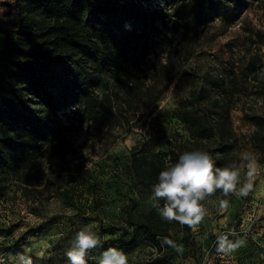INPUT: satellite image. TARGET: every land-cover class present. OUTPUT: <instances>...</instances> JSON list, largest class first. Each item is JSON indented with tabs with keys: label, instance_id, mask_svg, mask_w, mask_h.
Masks as SVG:
<instances>
[{
	"label": "rangeland",
	"instance_id": "obj_1",
	"mask_svg": "<svg viewBox=\"0 0 264 264\" xmlns=\"http://www.w3.org/2000/svg\"><path fill=\"white\" fill-rule=\"evenodd\" d=\"M23 1L0 0V27L14 36L23 13L13 9ZM143 4L154 10L164 1ZM220 13L181 45L182 30L171 34L163 29L155 36L151 51L134 69L139 94L126 95L106 81L96 87L105 102L102 115L78 125L69 110L61 112L70 124L66 146L38 153L9 178L0 199V264H24L29 258L32 264H67L65 252L74 233L89 222L97 225L102 243L91 250L89 264L124 231L136 234V243L124 250L129 264H264V153L259 154L264 138L253 141L255 117H264V70L251 66L254 60L264 62V0H245L242 6L231 5L229 15ZM0 36H5L1 30ZM176 45L187 58L169 79L157 67L162 69ZM203 87L235 93L229 102L235 139L229 148L215 150L218 137L207 132L199 149L215 150L211 154L221 167L240 162L245 151L254 153L253 188L245 197L219 189L210 194L202 202L206 215L199 223L168 222L153 206L152 187L130 169L131 150L144 140L159 153H168L172 145L196 149L181 109L185 103L202 113L208 107ZM247 171L241 169L242 181ZM60 190H67L68 198ZM222 200L227 207H221ZM164 230L182 252L162 243V235H156L157 242L148 237V232ZM221 238H226L225 249L219 246ZM229 243L235 247L228 250Z\"/></svg>",
	"mask_w": 264,
	"mask_h": 264
},
{
	"label": "trees",
	"instance_id": "obj_2",
	"mask_svg": "<svg viewBox=\"0 0 264 264\" xmlns=\"http://www.w3.org/2000/svg\"><path fill=\"white\" fill-rule=\"evenodd\" d=\"M143 1L24 0L18 5L23 17L15 36L0 27L5 33L0 36V199L9 178L38 153L66 146L70 124L61 112L69 110L78 125L102 115L105 102L96 87L106 81L119 85L126 95L139 94L141 86L134 69L163 29L171 34L182 30L181 45L193 39L215 12L227 16L231 5L245 2L163 0L164 6L153 10ZM178 45L172 46L162 69L157 67L169 79L180 73L187 58ZM251 66L255 71L264 70L263 61L254 60ZM201 95L208 106L202 113L182 104V117L194 138L191 144L196 149L205 145L208 132L218 137L215 150L229 148L232 144L228 142L235 139L229 104L235 93L203 87ZM255 119L254 142L264 138V117ZM149 142L133 147L129 164L147 187L157 182L167 161L175 162L186 151L185 145H172L168 153H159ZM260 148L259 154H263L264 147ZM58 193L69 196L67 190ZM157 234L170 237L168 230L148 232V237L156 241ZM135 243L136 234L127 231L110 241L123 250Z\"/></svg>",
	"mask_w": 264,
	"mask_h": 264
},
{
	"label": "clouds",
	"instance_id": "obj_3",
	"mask_svg": "<svg viewBox=\"0 0 264 264\" xmlns=\"http://www.w3.org/2000/svg\"><path fill=\"white\" fill-rule=\"evenodd\" d=\"M244 167L248 168L247 179L242 181L241 169ZM256 170L257 157L252 152L245 151L241 154L240 162L221 167L208 151L186 150L159 172L157 182L151 186L153 206L165 221L188 225L199 223L206 215L202 202L207 196L218 189L225 194L247 196L253 188L252 177ZM220 204L227 207L228 201L222 200ZM225 240H220L221 249H225ZM162 243L175 247L178 252L183 251L182 245L175 244L168 237H164ZM98 246L102 247V243L97 225L93 222L82 225L74 233L65 252L67 264H89L91 250ZM233 247L235 245L228 244V250ZM24 264H32L31 258ZM95 264H129V260L122 248L111 245L100 253Z\"/></svg>",
	"mask_w": 264,
	"mask_h": 264
},
{
	"label": "built area",
	"instance_id": "obj_4",
	"mask_svg": "<svg viewBox=\"0 0 264 264\" xmlns=\"http://www.w3.org/2000/svg\"><path fill=\"white\" fill-rule=\"evenodd\" d=\"M13 10H14V11L18 10V11H19L20 9H19V7L17 6V7L14 8Z\"/></svg>",
	"mask_w": 264,
	"mask_h": 264
}]
</instances>
